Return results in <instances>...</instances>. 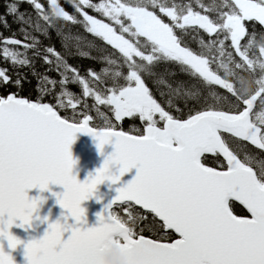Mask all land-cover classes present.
I'll return each mask as SVG.
<instances>
[{"label":"snow or ice","instance_id":"1","mask_svg":"<svg viewBox=\"0 0 264 264\" xmlns=\"http://www.w3.org/2000/svg\"><path fill=\"white\" fill-rule=\"evenodd\" d=\"M66 3L72 13L61 0H10L5 6L3 27L15 14L22 38L0 33V61L29 69L38 94H0V264H14L4 241L8 249L22 243L9 228L17 220V227L30 226L42 202L29 199L27 190L43 191L50 183L63 187L57 203L67 215L24 245L27 264H105L110 245L119 247L122 264H264V163L257 168L240 151L250 145L264 152V0ZM21 4L32 15L20 12ZM246 22L260 27L259 40ZM68 26L82 28L91 37L89 47L110 50L108 67L82 74L69 62L73 44L79 49L84 41L65 35L61 29ZM53 30L66 51L41 47L37 34L49 38ZM78 55L94 59L86 51ZM37 59L46 66L43 74ZM162 64L178 66L182 76L169 72L175 79L166 81L156 72ZM13 75L0 67V85L21 88L27 74ZM149 81L167 89L159 93L167 94L165 104ZM70 86L80 89V98ZM87 99L97 111L104 106L111 113L103 127L90 126ZM125 118H138L142 131L120 128L117 122ZM76 133L92 136L98 151L114 144L83 182L71 174ZM208 154L218 167L205 164ZM131 169L135 175L116 188L95 226L83 227L81 202L97 185L115 184ZM135 206L144 214L133 215ZM237 206L246 214H238Z\"/></svg>","mask_w":264,"mask_h":264},{"label":"water","instance_id":"2","mask_svg":"<svg viewBox=\"0 0 264 264\" xmlns=\"http://www.w3.org/2000/svg\"><path fill=\"white\" fill-rule=\"evenodd\" d=\"M97 142L95 139L84 133H76L74 142L70 145V152L75 164L72 167L71 174L74 175L78 181H85L89 174L94 175L96 170L99 169L105 158L114 151V144L108 143L103 146L102 151H98ZM210 156V154H208ZM119 165H113L112 171L118 174ZM135 175V169H131L120 177V180L112 184L110 181H104L102 184L97 185L96 192L88 199L81 202V207L85 210L83 216V227H92L97 223V214L102 213L104 205L112 200L116 195V188L123 187ZM64 191L61 185L49 184L46 190L32 188L27 190L29 199L41 198L42 202L38 201L37 211L33 213V219L30 221V226L17 227L20 221H15L9 228V232L17 237L21 244L17 245L15 249H8L6 241H4L5 251L12 256L14 264H27L24 255V245L30 239L41 238L48 228V224L60 220L63 223V217L67 215V210L62 209L57 203L58 194ZM99 197V199H98ZM138 208V206H135ZM242 209L243 207L240 206ZM142 210V209H140ZM245 212L246 210L243 209ZM143 211V210H142ZM39 217L40 219H36ZM44 217L47 221L41 222ZM71 222V220H70ZM69 233H65V237ZM119 247L117 245H110L104 253V261L107 253L112 249Z\"/></svg>","mask_w":264,"mask_h":264},{"label":"trees","instance_id":"3","mask_svg":"<svg viewBox=\"0 0 264 264\" xmlns=\"http://www.w3.org/2000/svg\"><path fill=\"white\" fill-rule=\"evenodd\" d=\"M9 2H10V0H0V33H2L3 36H11V35L15 34L17 38H22L20 32L18 31V28L20 25H19V23L14 22L15 14L7 16V21H8L9 27H7V28L3 27V18L6 15L5 6ZM12 2H18V0H12ZM187 2H190V0H176V3H179V4H184ZM191 2H194V0H191ZM61 3L64 5V7L66 8L67 11H69L70 13L73 12V9L71 8V6L68 3H66V0H61ZM210 3H211V1L205 2V4H210ZM19 11L20 12H26L27 15H32V11L27 4H21ZM61 31L64 32L65 35H70L71 37H73V39H75L76 37H80L84 41L82 46L79 49H77L75 44H73L72 52L74 53V55L68 57L69 62L72 65L78 67L82 74H84L85 71L90 67L93 69H96L98 71L101 70L103 67H108L107 61L104 59V57L108 56L109 58H111L110 50L109 51H101V50H99L98 47H89L87 41L91 40V37H89L88 34L83 31L82 28H80L79 26H68L67 28L62 27ZM37 35H38V38L41 40V47L55 46L58 51H62V52L66 51L61 46V38L56 35V32L54 30L50 33L49 38L39 36V34H37ZM189 38L193 39V37L191 35H189L187 37L188 41H190ZM190 45L192 46L191 43H190ZM78 51H86L94 59L81 58L78 55ZM0 67H8L9 68V75H12L13 79L16 78L13 75V73L15 71H20L21 73L27 74V80H24L22 82L21 88L17 89L15 87H13L12 85H8V86L0 85V94H6L7 92H10V91H16L21 96H24L27 98H32V99L35 98V96L38 94L37 90H36V86H37L38 81L36 78H34L30 74L29 69H13L8 64L3 63L2 61H0ZM45 67L46 66L43 65L42 61H40L38 59L35 60V68L38 72L43 74ZM156 72L158 73V75L161 78L165 79L166 81H173L175 79V78L170 77L168 75L169 72H176L177 78L182 76V74L179 73L178 66H175V65H163L162 64L156 68ZM48 74L50 76H55V73H48ZM149 84L151 85V81H149ZM151 86L153 87V91H154L157 99L162 104H165L167 99H168L167 94L164 97H160L159 93H160V91L167 93V89L163 85H160L159 89H157L155 85H151ZM70 87H71V90L73 91V93L77 96V98H80V89L77 86H70ZM45 102H54V101L52 100V97H47ZM86 103L89 106L88 109H86V111H88V113L92 117H94L95 114L97 113V108L93 107V103H94L93 100L87 99ZM97 107L99 109L98 111H102L112 118L111 113L109 112V110L106 107H104V106H97ZM117 124L123 130L131 132V133H132L131 129H134V130L143 129V126H144L138 120V118H129V119L125 118V120L123 122H117ZM94 126H96V125H94ZM243 149H245V150H243ZM240 151H241V157H242L243 152H245L247 155L252 157L255 162H262V160L264 159V152H260L259 150L253 149L252 147H249V146L245 147L242 145ZM204 162L209 167H218V161L216 160V158L208 157L207 159H205ZM131 210L134 213L133 215H141L142 214L141 212L137 211L134 208ZM235 211L238 214L244 215L243 210L241 208H239L238 206L236 207ZM117 212L122 216L127 215V213L124 212L123 210H119ZM145 223H147V222H140L139 226L144 227ZM145 234L149 235V236L152 235V233L148 232L147 230H145Z\"/></svg>","mask_w":264,"mask_h":264},{"label":"rangeland","instance_id":"4","mask_svg":"<svg viewBox=\"0 0 264 264\" xmlns=\"http://www.w3.org/2000/svg\"><path fill=\"white\" fill-rule=\"evenodd\" d=\"M70 112H71V110H68V114H70ZM105 117H108L109 119H112V118H111L110 116H108L106 113H104V112H102V111H97V113H96L95 116L93 117V122H95V123H93V126L96 125L97 127H103V126H104V118H105ZM96 126H95V127H96ZM139 130L142 131V129H139ZM131 131H132V133L135 132L134 129H131ZM245 154H246V153L243 152L242 157H243V155H245ZM261 163H264V159L262 160V162H255V166L258 168L259 165H260ZM129 211L132 212L131 209H130ZM132 214H134V213L132 212Z\"/></svg>","mask_w":264,"mask_h":264},{"label":"clouds","instance_id":"5","mask_svg":"<svg viewBox=\"0 0 264 264\" xmlns=\"http://www.w3.org/2000/svg\"><path fill=\"white\" fill-rule=\"evenodd\" d=\"M105 264H122L121 254L117 248H112L105 256Z\"/></svg>","mask_w":264,"mask_h":264},{"label":"flooded vegetation","instance_id":"6","mask_svg":"<svg viewBox=\"0 0 264 264\" xmlns=\"http://www.w3.org/2000/svg\"><path fill=\"white\" fill-rule=\"evenodd\" d=\"M248 27H249V31H255L256 32V39L259 40L261 38V29L260 27L257 25L255 29L252 28V22H246ZM259 33V34H258ZM197 47V44H196Z\"/></svg>","mask_w":264,"mask_h":264}]
</instances>
